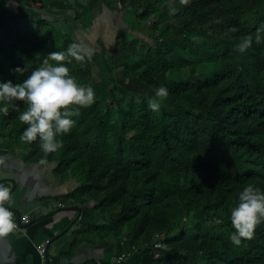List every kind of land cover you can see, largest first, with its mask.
I'll return each instance as SVG.
<instances>
[{
	"label": "trees",
	"instance_id": "trees-1",
	"mask_svg": "<svg viewBox=\"0 0 264 264\" xmlns=\"http://www.w3.org/2000/svg\"><path fill=\"white\" fill-rule=\"evenodd\" d=\"M10 1L0 4V80L21 82L48 53L81 44L45 9L20 14L15 7L24 0ZM120 3L134 12L136 28L119 42L123 73L148 93L107 87L99 95L91 56L69 65L79 83L93 86L95 101L80 108L48 156L59 181L79 179L59 202L90 206L107 219L90 227L120 233L137 251L162 233L154 264H264V222L251 239L229 240L239 190L264 189V42L255 43L264 0ZM247 35L253 44L239 52ZM159 86L169 95L152 112L148 101ZM17 117L11 106L0 115V144L23 146L26 159L39 163V141H20L26 125Z\"/></svg>",
	"mask_w": 264,
	"mask_h": 264
},
{
	"label": "crops",
	"instance_id": "crops-1",
	"mask_svg": "<svg viewBox=\"0 0 264 264\" xmlns=\"http://www.w3.org/2000/svg\"><path fill=\"white\" fill-rule=\"evenodd\" d=\"M10 3V0H0L3 6ZM15 9L20 14L38 11L47 14L48 11L51 19L92 50L91 59L97 73L103 72L99 81L102 86L133 93L130 85L137 82L125 79L119 50L123 35L136 33L133 11L123 10L121 3L118 7L115 0H24ZM26 154L23 146L0 144V181L10 189L13 185L7 179L14 182L10 208L17 219L22 214L30 218V224L23 230L0 237V264H41L37 248L45 241L48 264H93V261L97 264H154L151 248L134 250L120 233L106 230L99 233L100 230L90 227L107 222L90 206L81 208L71 204L66 208L59 202L60 195L78 186L77 177L68 176L59 181L49 164L27 160Z\"/></svg>",
	"mask_w": 264,
	"mask_h": 264
},
{
	"label": "clouds",
	"instance_id": "clouds-1",
	"mask_svg": "<svg viewBox=\"0 0 264 264\" xmlns=\"http://www.w3.org/2000/svg\"><path fill=\"white\" fill-rule=\"evenodd\" d=\"M264 25L255 34V43L264 42ZM253 44L251 35L244 36L236 45L244 52ZM92 55V50L79 43H71L65 51L48 53L47 57L33 68L21 82L0 80V115H7L11 106L18 112V120L26 125L20 134V141H39L43 155L39 163L45 165L48 156L62 147L63 135L69 133L76 121L80 108L90 106L95 101V90L91 84H81L70 75L69 65L84 61ZM17 67L15 72L27 71ZM169 95L166 86L154 89V96L148 101V108L157 112ZM16 101H22L21 111ZM12 196L10 188L0 183V237L12 233L17 225L10 208ZM230 221L234 229L229 240L234 245L241 244L243 238L251 239L256 225L264 222V189L247 184L237 194L236 203L230 211ZM219 223V221H217Z\"/></svg>",
	"mask_w": 264,
	"mask_h": 264
},
{
	"label": "built area",
	"instance_id": "built-area-1",
	"mask_svg": "<svg viewBox=\"0 0 264 264\" xmlns=\"http://www.w3.org/2000/svg\"><path fill=\"white\" fill-rule=\"evenodd\" d=\"M115 2L117 4V6L120 7V0H115ZM13 213H14V219H15L16 225H17V227L14 231L23 230L24 227H26L30 223L29 215L28 214H22V215H20L19 219H17L14 211H13ZM20 223H22L23 226H21ZM162 236H163L162 233L155 235V237L157 239H160V240L162 239ZM160 240H157L154 243H152L150 246H147V247L152 249L151 252H153L152 255H153L154 259H156L160 255V252L163 249V246H162ZM46 243H47V241L41 243L39 245V247L37 248V251H38V253L41 257V260H42L41 264H46Z\"/></svg>",
	"mask_w": 264,
	"mask_h": 264
},
{
	"label": "rangeland",
	"instance_id": "rangeland-1",
	"mask_svg": "<svg viewBox=\"0 0 264 264\" xmlns=\"http://www.w3.org/2000/svg\"><path fill=\"white\" fill-rule=\"evenodd\" d=\"M114 74H116V73H114ZM103 76V72L102 71H100V72H98V73H96V78L98 79H95V86H96V88H97V91H98V93H99V95H105L106 94V92L108 91V88H107V86H102L103 84H101L99 81L101 80V77L100 76ZM138 83V82H137ZM136 83V85H134V84H131L130 85V90L131 91H133L134 93H136V92H144L143 90H142V88H140L142 85H140V84H137ZM148 93V90H146L145 92H144V94H147ZM151 95H152V93H150Z\"/></svg>",
	"mask_w": 264,
	"mask_h": 264
},
{
	"label": "water",
	"instance_id": "water-1",
	"mask_svg": "<svg viewBox=\"0 0 264 264\" xmlns=\"http://www.w3.org/2000/svg\"><path fill=\"white\" fill-rule=\"evenodd\" d=\"M7 181H11L12 182V188L10 189V193L12 192V189H14V182L12 181V180H10V179H7ZM0 183H3L2 181H0ZM74 208H76V210H78L79 208H77V207H74ZM17 213V212H16ZM18 214V213H17ZM79 217V214H77V216H76V218H78ZM30 224V223H29ZM28 224V225H29ZM27 225V226H28ZM46 264H48V260H47V256H46ZM93 264H97V262L96 261H93Z\"/></svg>",
	"mask_w": 264,
	"mask_h": 264
}]
</instances>
